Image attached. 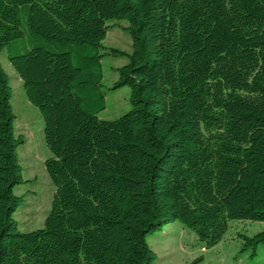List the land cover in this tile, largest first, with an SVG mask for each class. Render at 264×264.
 I'll return each mask as SVG.
<instances>
[{
  "label": "trees",
  "instance_id": "obj_1",
  "mask_svg": "<svg viewBox=\"0 0 264 264\" xmlns=\"http://www.w3.org/2000/svg\"><path fill=\"white\" fill-rule=\"evenodd\" d=\"M114 19L131 53L100 50ZM3 50L55 190L44 226L21 231L24 139L0 62V264H151L163 223L213 246L230 220L264 222V0H0ZM107 53L127 57L111 88L131 108L114 119L98 117ZM239 235L251 254L264 243Z\"/></svg>",
  "mask_w": 264,
  "mask_h": 264
},
{
  "label": "rangeland",
  "instance_id": "obj_2",
  "mask_svg": "<svg viewBox=\"0 0 264 264\" xmlns=\"http://www.w3.org/2000/svg\"><path fill=\"white\" fill-rule=\"evenodd\" d=\"M102 52L109 48L131 53L132 39L125 29L128 21L114 19L110 22ZM0 62L9 76L11 103L15 114L14 131L24 139L18 148L24 181L14 188L22 202L15 218L21 231H30L44 226L51 207L54 185L44 167V160L50 156L43 134V120L39 110L26 98L22 82L14 71L5 51L0 52ZM127 62L126 56L104 54L102 57V90L106 106L98 113L102 119H114L131 108L129 87L112 89L117 79V68ZM264 229V222L230 220L222 239L213 246L198 241L195 234L181 222L163 223L147 236V242L156 258L151 264H185L200 257L198 264H264V243L258 242L254 254L250 246H244L240 234L251 236Z\"/></svg>",
  "mask_w": 264,
  "mask_h": 264
}]
</instances>
